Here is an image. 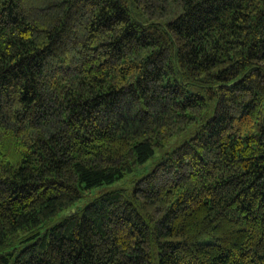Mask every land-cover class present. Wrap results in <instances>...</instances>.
Returning a JSON list of instances; mask_svg holds the SVG:
<instances>
[{
  "label": "trees",
  "instance_id": "1",
  "mask_svg": "<svg viewBox=\"0 0 264 264\" xmlns=\"http://www.w3.org/2000/svg\"><path fill=\"white\" fill-rule=\"evenodd\" d=\"M0 264H264V0H0Z\"/></svg>",
  "mask_w": 264,
  "mask_h": 264
},
{
  "label": "rangeland",
  "instance_id": "2",
  "mask_svg": "<svg viewBox=\"0 0 264 264\" xmlns=\"http://www.w3.org/2000/svg\"><path fill=\"white\" fill-rule=\"evenodd\" d=\"M153 162H154L153 158L149 159L143 165H141L140 170L134 174L138 173V175H139V174H141V172L148 171L152 167ZM132 177H133L132 173H128V174L124 175L122 178L114 181L113 183H110L109 185H106L104 187L94 188L92 190V192L81 197V199L77 202V205L82 206L83 204L87 203L90 199H92L93 195H95L99 190L120 188V187H126V186L130 185Z\"/></svg>",
  "mask_w": 264,
  "mask_h": 264
}]
</instances>
